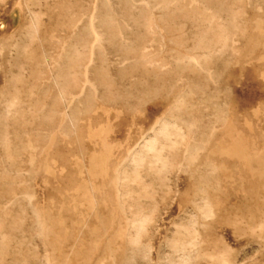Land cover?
I'll return each instance as SVG.
<instances>
[{"label":"rangeland","instance_id":"rangeland-1","mask_svg":"<svg viewBox=\"0 0 264 264\" xmlns=\"http://www.w3.org/2000/svg\"><path fill=\"white\" fill-rule=\"evenodd\" d=\"M263 117L264 0H0V264H264Z\"/></svg>","mask_w":264,"mask_h":264},{"label":"bare ground","instance_id":"bare-ground-1","mask_svg":"<svg viewBox=\"0 0 264 264\" xmlns=\"http://www.w3.org/2000/svg\"><path fill=\"white\" fill-rule=\"evenodd\" d=\"M262 46V45H261ZM260 58L262 59L263 58V55L261 56L260 55ZM260 105V104H259ZM262 105V104H261ZM259 109V108H258ZM264 118V117H263ZM260 119V118H259ZM231 124V123H230ZM229 125V124H228ZM230 128V127H229ZM232 129V128H231ZM264 129V128H263ZM261 132V131H260ZM235 133V132H234ZM94 137V136H93ZM244 137V136H243ZM95 138V137H94ZM224 138H226V137H224ZM264 138V137H263ZM229 140H230V142L228 143V144H226V143H224V142H220V144H219V146L221 147V148H226L228 151H230L231 153H235L236 151L238 152V146L234 143V142H236V141H233L232 139H230V138H228ZM227 139V140H228ZM243 139V138H242ZM240 142V141H239ZM238 143V142H237ZM254 144V143H253ZM264 146V145H263ZM240 147V146H239ZM241 147H243V146H241ZM241 147H240V149H241ZM245 148V147H244ZM238 149V150H237ZM249 149V148H248ZM101 156H102V154H101ZM103 156H104V154H103ZM102 156V157H103ZM106 156V155H105ZM255 156H256V154H255ZM264 156V155H263ZM242 157V156H241ZM262 157V156H261ZM100 158V157H99ZM97 159H98V157H97ZM102 159V158H101ZM100 159V160H101ZM261 159V158H260ZM99 160V159H98ZM256 160V159H255ZM259 160V157H258V153H257V161ZM261 161V160H260ZM263 161V160H262ZM121 162V161H120ZM248 162V161H247ZM246 162V163H247ZM259 162V161H258ZM248 164H251V162L250 163H248ZM258 164V163H257ZM260 164V163H259ZM100 165V164H99ZM258 166V165H257ZM258 168V167H257ZM93 169V168H92ZM91 172H92V170H90ZM94 171H95V169H94ZM96 172V171H95ZM262 171H260V170H257V171H255L254 170V172L253 173H255V174H260ZM93 173V172H92ZM249 174V173H248ZM91 175V174H90ZM98 175V174H97ZM253 175V174H252ZM254 177V176H253ZM257 177V176H256ZM98 178V177H97ZM257 189V188H256Z\"/></svg>","mask_w":264,"mask_h":264}]
</instances>
